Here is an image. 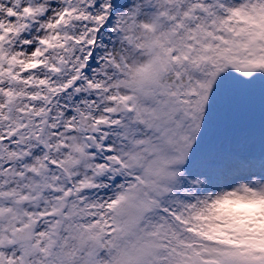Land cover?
Segmentation results:
<instances>
[{
  "label": "snow or ice",
  "instance_id": "6c2138e0",
  "mask_svg": "<svg viewBox=\"0 0 264 264\" xmlns=\"http://www.w3.org/2000/svg\"><path fill=\"white\" fill-rule=\"evenodd\" d=\"M0 264H264V0H0Z\"/></svg>",
  "mask_w": 264,
  "mask_h": 264
}]
</instances>
